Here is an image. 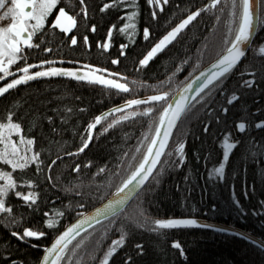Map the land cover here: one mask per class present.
<instances>
[{
    "label": "snow or ice",
    "instance_id": "1",
    "mask_svg": "<svg viewBox=\"0 0 264 264\" xmlns=\"http://www.w3.org/2000/svg\"><path fill=\"white\" fill-rule=\"evenodd\" d=\"M151 8V21H157L158 11L163 12L164 6L169 0H146ZM0 21L10 19V22L0 26V81L10 76V68L16 66L18 62L22 67L15 68V78L0 86V94L13 89L18 85L27 84L39 78H73L76 81L87 84H98L103 87L104 93L110 94L113 90L117 94H128L131 98L125 99L121 104L113 105L106 111L95 115L86 125V130L80 133L79 145L74 151L65 153L72 157L78 156L88 146L93 138V129L101 124L105 117L110 113H115L107 127H101V132H107L110 128L129 120H146V127H142L140 135L136 137V143L129 150L120 152L116 157L119 161L113 164L115 171L108 168V165L98 167L92 173V179L88 185L78 176L75 180L69 181L63 187L65 193H72L80 200L87 201L89 196L95 198L100 188L104 186V181L96 183L101 174L106 171L108 186L112 185V178L119 176L120 179L115 186L112 195L98 207L90 212H79L75 223L65 227L64 231L55 236L50 246L43 252V258L39 264H82L83 261H98V264H109L110 258L117 252L118 247L125 244L126 237L137 229H148L153 233H161V230L174 226H189L199 223L196 218H153L150 214L148 205L151 203V193L155 192V187L148 188L147 185L158 186L161 177L169 170L179 169L186 160V136L188 125L193 119L199 120L205 113H213L214 109L210 102L214 100L217 91L224 88V84L229 74L233 72L238 61L246 56L249 46L255 50L252 44V35L258 25H264V0H207L196 7L195 10L187 11L183 18L179 19L174 26H169L168 30L151 45L150 48L139 58L136 69L139 70L148 65L149 61L160 53L170 42L178 39L179 34L190 25L191 22L202 13H209L214 17L215 23L212 30L220 29V38L215 53V59L204 66V55L209 49L206 42L198 47L195 53L189 54L185 50V56L174 63L170 72H166L163 79L149 83L148 80L129 78L122 72L113 71L108 67H101L98 64L87 62V60H65L63 49L65 43L68 46L78 45V36L71 34L79 28V18L83 15L85 24L87 23L88 10L85 0H0ZM54 9L56 11H54ZM112 10L116 19L107 26L105 39L96 41L98 49L107 50L112 47V41L118 34L125 39V43L119 44V56L112 57L111 65L118 66L120 57L125 56V49L135 43L139 34V0H107L100 8L101 13ZM118 13V14H117ZM151 22L142 28V37L147 42L152 33ZM56 30L65 38L56 43ZM91 31H96L93 24ZM84 51L90 50L89 36H82ZM55 44V47L52 45ZM31 50H40L42 55H52L49 59H38L29 62ZM259 53H264V42L258 47ZM64 63L74 64L75 67L56 66ZM191 66L190 71L183 80L177 78L186 66ZM250 78L242 79L240 83L246 87L254 84L256 77H264V63L259 67L252 66L248 72ZM140 90L151 91L142 98L135 95ZM60 95L51 99L64 101L72 97L66 89H61ZM226 91V90H225ZM237 90H233L228 96V103L237 99ZM222 95L225 92H221ZM81 100V97H74ZM48 100L38 101V104L30 118H16V113L10 107L4 114H0V165L9 166L11 170H19L20 175L14 178L13 171L5 170L0 166V223L10 229L20 227L25 223L26 217L32 213L40 212V197L37 180L43 173L44 179L56 187L53 183L51 170L59 160L60 156L52 158L51 163L47 164L45 171V161L43 157L47 154L52 156L53 144L58 141H49L48 148L37 147L38 141L42 138V123L47 122L50 126L49 131L53 134L58 132L54 127V117H58L62 124H67L73 109L66 104H58L47 114L46 108ZM15 106L19 101L14 102ZM45 107L44 112L39 108ZM78 111H87L81 108ZM221 111L227 112V108L221 106ZM260 111V109H257ZM217 121L219 116L215 117ZM25 121L27 131H25ZM264 127V119H259L255 125L249 120L247 115L241 116L235 124V128L246 135L236 140L230 132L223 133L221 143L223 145V159L219 166H215L208 175L211 177L213 172L222 179L225 173V161L229 159L230 152L239 144L242 154L257 161L258 157L264 155V141L257 142L247 130L251 127ZM39 132H35L37 129ZM174 129L177 134L174 136ZM204 130H208L207 124ZM14 137H17L14 139ZM129 133H124L127 140ZM57 151H63L58 147ZM194 150V154H195ZM199 159V157H196ZM92 161H88L91 165ZM35 166V173L32 178H26L29 166ZM124 171L121 173V168ZM80 164H75L73 172H78ZM235 174V173H233ZM191 173L184 176L185 182L190 180ZM264 177V171L261 172ZM59 180V177H57ZM147 182V185H146ZM95 183L97 193L85 192L83 189L91 187ZM27 188V191L19 190ZM10 194L20 198L22 206L29 211H14L21 205H13L8 202ZM239 205V201H236ZM264 205V201L261 202ZM64 208L84 209V203H76L75 208L69 202L63 205ZM241 212L243 208L239 209ZM264 211V207L260 208ZM43 224L49 229L56 227L59 218L64 215L63 211H45ZM96 226L93 228V226ZM85 227L92 229L86 233L83 239L73 243ZM214 227V225H207ZM93 232H98L95 240V251H101L100 245L108 238L109 233L116 232V238L111 239L110 244L102 251V255L97 257L95 253L88 252L82 248L84 241L92 236ZM11 236L20 241L27 242L29 238H40L45 236V232L30 226H23L22 231H10ZM260 249L264 250V240L260 242ZM71 245V247H70ZM177 248L180 244L173 241ZM36 245H33L35 247ZM136 247H140L137 245ZM143 252V249H140ZM5 258H8L7 256ZM11 264H24L22 260L14 259Z\"/></svg>",
    "mask_w": 264,
    "mask_h": 264
},
{
    "label": "trees",
    "instance_id": "2",
    "mask_svg": "<svg viewBox=\"0 0 264 264\" xmlns=\"http://www.w3.org/2000/svg\"><path fill=\"white\" fill-rule=\"evenodd\" d=\"M103 2L107 0H85L88 10L87 23L83 15L79 18V28L71 33L78 36L77 46H68L65 43L63 55L65 60H87L89 63L98 64L101 67L111 68L113 71H119L129 78L148 80L153 83L156 80L163 79L166 72H170L174 63L185 56V50L189 54L195 53L198 47L206 42L209 49L204 55V65L215 59L220 29L212 30L215 23L214 17L209 13H202L194 22L186 26L179 34L178 39L170 42L160 53L153 57L148 65L137 70L136 64L142 55L153 43L156 42L167 30L169 26H174L187 11L195 10L207 0H169L164 6L163 12L158 11L157 21H151V8L146 0H139V34L135 43L125 49V56L120 57L118 66L110 63L112 57L119 56V44L125 43V39L116 34L111 42L107 52L98 49L96 41L105 39L107 26L112 23L116 16L112 10L105 13L100 12ZM78 6V0H77ZM54 11H56L54 9ZM118 14V13H117ZM152 35L145 42L142 37V28L150 23ZM96 25V31H91L92 25ZM89 36V51H84L82 36ZM56 43L65 38L56 30ZM264 42V25H259L258 32L246 56L237 63L232 73L225 81L224 88L217 91L215 98L210 102L213 107V113L201 115L199 120L193 119L188 125L186 136V160L179 169L169 170L161 177L158 186L147 185L148 188L155 187V192L151 193V203L148 205L150 214L153 218H196L217 221L241 227L264 239V211H260L261 204L264 201V177L261 172L264 171V155L253 161L250 157L242 154L241 147L237 144L230 152L229 159L225 161V173L221 179L218 174L213 172L209 177V171L215 166H219L222 161L224 132H230L236 140L242 139L246 133H241L235 128L241 116L247 115L253 125L259 120L264 119V77L257 76L253 85L246 87L240 83L242 79H249L250 67H259L264 63V53H259L257 46ZM55 47V44L52 45ZM58 55H42L40 50H31L29 62L38 59H49ZM56 66L75 67L74 64L64 63ZM16 67H22L18 62ZM190 65L186 66L177 78L183 80L190 71ZM15 78V76H14ZM61 89H66L72 94V97L64 101L51 99L60 95ZM237 99L228 103V96L233 90H237ZM226 90V91H225ZM221 92H225L224 95ZM151 94V91L140 90L135 95L143 97ZM81 97L77 101L74 97ZM131 98L128 94H117L114 90L110 94H105L102 86L87 84L76 81L73 78H41L21 84L13 89L6 91L0 96V114L6 113L11 107L17 114L16 118H30L35 110L38 101L48 100L46 108L47 114L52 115L51 108L58 104H66L73 109L69 122L62 124L58 117H54V127L58 132L53 134L49 131L50 126L45 121L42 123V138L38 141L37 147L48 148L49 141H58L59 144H53L52 156L47 154L43 157L45 161V171L47 164L51 163L52 158L60 156L51 170L53 183L52 187L45 179L43 173L39 176L37 183L40 197V212L32 213L26 217L25 223L20 227H5L0 223V264H11L14 259H19L24 264H38L45 247L57 235V233L68 223L74 220L79 212H84L95 205L107 199L114 191L120 177L112 178L111 187L108 186L106 179L108 172L101 174L96 183L104 181V186L97 193L95 183L91 187H85V192L97 193L95 198L89 196L87 201L80 200L72 193H65L63 187L69 181L75 182L79 176L85 185H88L92 179V173L96 172L98 167L108 165V168L115 171L113 164L118 163L116 159L118 146L120 152L129 150L136 143V137L140 135L142 127H146L147 121L129 120L110 128L107 132H101V127H107L115 113H110L101 121V124L93 132V138L89 146L78 156L69 157L65 153L74 151L79 145L81 139L80 133L85 132L87 123L97 114L120 104L123 100ZM19 101L15 106L14 102ZM221 106L227 108V112L221 111ZM86 108L87 111H78ZM260 109V111H257ZM40 112L45 111V107L39 108ZM216 116L220 117L217 121ZM207 124L208 130H204ZM25 131H27V122L25 121ZM38 128L33 134L39 132ZM257 142L264 141V127H251L247 130ZM129 133L127 140L124 133ZM177 134L175 131L174 136ZM62 147L63 151H57ZM194 150L195 154H194ZM199 157L197 159L196 157ZM88 161H92L88 165ZM75 164H80L78 172H73ZM5 170L13 171L14 178L20 175L19 170H11L9 166L0 165ZM124 169L121 168V173ZM191 173L190 180L185 182L184 176ZM35 173V166H29L26 172V178H32ZM235 173V174H233ZM59 177V180H57ZM19 190L27 191V188ZM239 201V205L236 201ZM8 202L13 205H21L20 208H14V211H23L28 213V209L22 206L20 198L10 194ZM71 202L73 208L76 203H84L85 208L75 210L64 208L63 205ZM243 208L241 212L239 209ZM60 210L64 215L59 218L55 228L49 229L43 224L45 211ZM23 226H30L44 231L45 236L40 238H29V241L23 242L11 236L10 231H22ZM94 226L93 228H95ZM92 231L88 229L76 238L73 243L83 239L86 233ZM118 233H109L108 238L99 246L101 251L96 252L95 240L98 238V232H93L92 236L84 241L82 248L88 252L95 253L97 257L102 255V251L110 244L111 239L116 238ZM177 241L180 247L173 245ZM33 245H36L33 247ZM139 245L140 247H136ZM71 247V245H70ZM143 249L141 252L140 249ZM8 258H5V257ZM82 264H98V261H83ZM109 264H264V251L255 246L250 241L235 234L218 231L212 228L199 227L196 225L174 226L163 229L161 233H153L148 229H137L126 237L125 244L118 247L117 252L109 260Z\"/></svg>",
    "mask_w": 264,
    "mask_h": 264
},
{
    "label": "water",
    "instance_id": "3",
    "mask_svg": "<svg viewBox=\"0 0 264 264\" xmlns=\"http://www.w3.org/2000/svg\"><path fill=\"white\" fill-rule=\"evenodd\" d=\"M258 29H259V25L257 26V28L255 29V31L253 32V35H252V38H251V40H252V44H253V42H254V39H255V37H256V34H257V32H258ZM250 48H251V46H249V48L247 49V51H246V54L248 53V51L250 50ZM244 57H242L241 58V60L243 59ZM240 60V61H241ZM213 61V60H212ZM211 61V62H212ZM240 61H238V62H240ZM211 62H209L208 64H210ZM208 64H206V65H204V66H207ZM16 75V73H15V71L14 72H12V73H10V76L9 77H6L3 81H0V84L1 83H3V82H5L6 80H8V79H10L11 77H13V76H15ZM54 78H63V77H54ZM39 79H41V78H39ZM19 86V85H18ZM8 91V90H7ZM2 94H0V96H1ZM142 98V97H141ZM121 104V103H120ZM111 108V107H110ZM109 109V108H108ZM108 109H106V110H108ZM106 110H104V111H106ZM103 112V111H102ZM98 126V125H97ZM97 126L93 129V132H94V130L97 128ZM175 129H174V133H175ZM90 143V142H89ZM146 184H147V182H146ZM112 195V194H111ZM110 195V196H111ZM109 196V197H110ZM108 197V198H109ZM107 198V199H108ZM107 199H105L104 201H102L101 203H103V202H105ZM101 203H99V204H97V205H95L94 207H92V208H90V209H88V210H86V211H84V212H90L93 208H95V207H98ZM79 217L77 216L74 220H72L70 223H68L65 227H67V226H69V225H71V224H73V223H75V221H76V219H78ZM198 221H199V223L196 225V226H199V227H205V228H212V229H215V230H218V231H222V232H226V233H231V234H235V235H237V236H240V237H242V238H244V239H246V240H248V241H250L251 243H253L255 246H257L258 248H260V241L261 240H264V239H262L261 237H259V236H257V235H255V234H253V233H251V232H249V231H247V230H245V229H243V228H241V227H238V226H235V225H231V224H226V223H221V222H217V221H211V220H206V219H198ZM207 225H214V227H207ZM95 226V225H94ZM93 226V227H94ZM65 227H63L58 233H57V235L60 233V232H62V231H64V229H65ZM89 228H87V227H85V230L83 231V232H80V234H79V236L82 234V233H84L85 231H87ZM55 238V237H54ZM54 238L50 241V243L46 246V247H48V246H50L51 245V243L53 242V240H54ZM45 247V248H46ZM264 251V250H263ZM44 252V251H43ZM42 258H43V254H42V256H41V258H40V261L42 260ZM39 261V262H40ZM39 264V263H38Z\"/></svg>",
    "mask_w": 264,
    "mask_h": 264
},
{
    "label": "rangeland",
    "instance_id": "4",
    "mask_svg": "<svg viewBox=\"0 0 264 264\" xmlns=\"http://www.w3.org/2000/svg\"><path fill=\"white\" fill-rule=\"evenodd\" d=\"M7 3H10V0H7ZM3 9H0V11H2ZM10 22V19H5V20H2V21H0V26H3V25H5V24H7V23H9ZM258 47H259V45L257 46V50H258ZM14 67V66H13ZM10 68V73H12V72H14V68ZM0 75H2V73H0ZM11 78H14V76L13 77H11ZM10 78V79H11ZM9 80V79H8ZM7 81V80H6ZM3 83H6V82H3ZM3 83H1L0 84V86H2V84ZM17 137H14V139H16Z\"/></svg>",
    "mask_w": 264,
    "mask_h": 264
},
{
    "label": "flooded vegetation",
    "instance_id": "5",
    "mask_svg": "<svg viewBox=\"0 0 264 264\" xmlns=\"http://www.w3.org/2000/svg\"><path fill=\"white\" fill-rule=\"evenodd\" d=\"M14 71H15V69H14ZM10 80V79H9ZM9 80H7V81H5V82H8Z\"/></svg>",
    "mask_w": 264,
    "mask_h": 264
}]
</instances>
